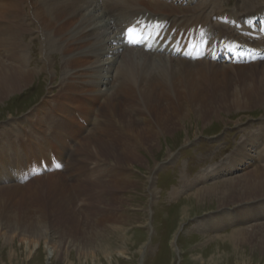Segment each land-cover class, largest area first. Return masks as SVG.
<instances>
[{"label":"rangeland","instance_id":"rangeland-1","mask_svg":"<svg viewBox=\"0 0 264 264\" xmlns=\"http://www.w3.org/2000/svg\"><path fill=\"white\" fill-rule=\"evenodd\" d=\"M213 1L229 4L240 19L249 7L264 16V0ZM203 2L209 0H197L195 9L202 8L209 18L215 4L199 6ZM35 33L25 39L27 53L32 55L31 67L39 70L42 58L49 60L50 72L34 76L33 88L0 97V129H9L10 123L29 128V123L36 122L30 111L59 90L61 56L48 54V47ZM261 61L241 70L221 68L218 62L168 69L164 72V76L169 73L165 93L159 89L145 94L132 91L117 98L112 117L115 130L126 136V132L141 135L147 124L166 128L152 149L138 150L139 158L122 165V176L131 184L120 186L114 198L110 190L95 201L73 196L70 210L75 218L71 222L42 214L34 198L24 197L25 203H21V194L10 198L0 192V264H264V216L258 220L248 216V211L242 217L244 202L237 203V197H230L222 214L234 219L240 216L242 221H230L224 227L214 224L222 210L221 192L228 189L224 187L244 180L243 175L253 171L257 163L264 165L260 162L264 156L256 157L248 168V164H231L236 154L244 157L242 143L247 142L250 159L255 158L262 144ZM111 161L106 162L112 165ZM26 176L19 186L33 180V176ZM3 185L0 183V187ZM39 192L41 202H48L51 193L46 194L44 187ZM48 203L50 210L53 204ZM263 203L254 206V214L264 215ZM104 216L107 221L100 224ZM221 226L219 231L212 228ZM236 232H241L238 237Z\"/></svg>","mask_w":264,"mask_h":264},{"label":"bare ground","instance_id":"bare-ground-1","mask_svg":"<svg viewBox=\"0 0 264 264\" xmlns=\"http://www.w3.org/2000/svg\"><path fill=\"white\" fill-rule=\"evenodd\" d=\"M196 1L0 0V97L20 94L32 86L34 76L50 72L49 60L42 58L39 70L31 67L32 55L27 53L25 41L27 35L36 32V37L42 39L41 44L48 47L47 53L58 54L63 62L58 92L43 98L30 111L36 122L29 123L27 129L17 123H10L9 129H0V183L5 184L0 192L10 198L21 194V203H25L24 197L34 198L42 214H54L71 222L75 218L70 210L73 196L95 201L110 190L114 198L120 186L125 188L131 184L129 178L122 176V165L136 160L138 150L152 149L156 139L165 133V126L157 129L150 124L142 128L141 135L126 132L125 136L122 131L115 130L112 117L119 98L132 91L145 94L148 90L159 89L163 94V88L168 89L165 77L169 73L164 76L168 69L182 70L195 63L201 67L209 62L217 65L216 58L221 68L244 69L249 65L245 63L246 58L264 60L262 12L249 7L240 19L230 11L229 4H215L209 0L199 5L215 4L209 13L211 17L206 18L202 8L195 9ZM154 20L165 38L171 36L168 44L173 50L174 47L179 49L178 55L147 53L122 44L119 37L124 26L146 25ZM147 31H156V27L151 25ZM188 50L189 59L184 57ZM199 50L205 59L197 61L194 53ZM168 123L171 122L164 124ZM259 137L262 144L254 159L248 158L245 149L248 144L244 142L240 145L244 157L236 154L231 164L241 167L248 164V168L255 163L256 157H263L264 152L260 151H264V129ZM109 159L112 165L107 164ZM257 164L253 171L243 175L244 180L224 187L228 189L221 192L222 210L216 222L214 220L216 226L224 224V227L230 221L241 220L248 211H251L248 216L253 215L255 219L264 216L253 213L254 206L264 202V165ZM26 174L33 176L34 181L30 178V183L19 186L18 182L24 181ZM43 187L46 194L51 193L48 200L53 207L50 206V210L49 201L43 204L40 200L39 191ZM230 197H237V203L244 202L242 205L246 208L241 212L242 217L234 219V216L222 214ZM261 206L264 208V203ZM104 218L100 224L107 221V217ZM212 228L219 231L222 226ZM240 233L235 235L238 237ZM241 235L245 236L243 232Z\"/></svg>","mask_w":264,"mask_h":264}]
</instances>
